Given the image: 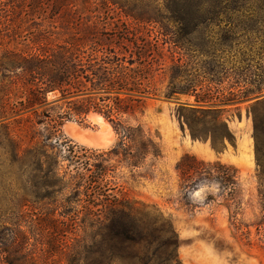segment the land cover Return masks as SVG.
<instances>
[{"label": "trees", "instance_id": "obj_1", "mask_svg": "<svg viewBox=\"0 0 264 264\" xmlns=\"http://www.w3.org/2000/svg\"><path fill=\"white\" fill-rule=\"evenodd\" d=\"M105 1L136 23L157 21L131 7L133 0ZM228 1L234 0H176L179 5L167 10L183 12L197 4L202 11L201 4L208 3L206 10L216 15ZM67 4L62 0L60 6ZM26 19L14 13L0 16V216L9 211L15 219L0 224V261L55 264L51 258L59 253L66 264H180L179 235L171 220L155 206L130 198L117 172L126 168L133 180L153 178L152 168L163 150L158 133L146 129L136 112L150 98L170 100L173 83L159 93L151 50L129 43V30L66 14L52 17L61 21L60 29L37 28L30 32L31 39L18 42ZM152 46L158 54L157 43ZM242 68L237 89L207 88L195 94L198 106H180L183 112L191 109L200 122L213 115L220 123L223 133L214 134L197 129L191 117L182 114L192 138L209 136L216 151L232 139L223 109L216 106L239 105L264 91L252 66ZM50 93L55 97L50 99ZM259 105L264 98L249 108L258 166V232L264 231V111L257 110ZM91 113L112 124L117 135L112 147L92 150L71 141L60 143L66 121L83 122ZM29 114L37 121L25 128ZM176 170L182 189L207 181L218 185L228 201L237 198L233 186L239 174L231 165L185 154ZM27 208L44 210V261L33 254V243L19 226Z\"/></svg>", "mask_w": 264, "mask_h": 264}, {"label": "rangeland", "instance_id": "obj_2", "mask_svg": "<svg viewBox=\"0 0 264 264\" xmlns=\"http://www.w3.org/2000/svg\"><path fill=\"white\" fill-rule=\"evenodd\" d=\"M61 1L0 0V16L14 13L27 17L25 25L28 30L26 26L21 30L18 42L31 39L30 32L37 28L55 25L60 29L61 21L55 22L52 17L66 14L91 22L105 21L109 29L129 30L132 32L128 36L129 43H138L151 50V57L158 68L156 80L159 93L166 90L169 81L173 83L175 93L170 100L150 98L142 111L136 112L146 129L153 135L158 133L157 139L163 150V157L152 168L153 178L133 180L126 168H119L117 172L130 198L155 206L171 220L179 235L180 264H264V231L258 232L255 225L260 215L258 166L249 110L252 102L264 98V91L239 105L216 106L223 109L222 117L232 134V139L225 140L221 151L212 147L209 136L207 139H193L182 116L191 117L197 129L221 135L223 127L213 119V115L200 122L191 109L188 112L180 110L182 105L198 106L195 94L207 88L237 89L239 73L245 65H251L257 75L254 78L264 83V0L228 1L222 4L223 10L216 15L206 10L208 3L201 4L202 11L197 10V4H193L189 5L191 10L169 12L168 7L179 5L174 3L176 0L131 1V7L157 20L145 24L136 23L125 16L119 6L107 4L105 0H65L68 4L60 6ZM183 16H187L185 21ZM149 42L152 45L157 43L158 54L155 52L157 48ZM204 76L212 81L205 80ZM54 97L55 94L50 93L49 98ZM256 108L264 111V105ZM43 109L41 107L39 111ZM92 114L97 113L89 114L83 122L76 119L66 121L60 143L71 141L87 149L103 150L78 143L64 128L72 122L82 128L100 130L101 125L92 118ZM28 116L30 121L24 123L25 128L37 121L34 115ZM41 127L35 126L37 131ZM38 140L40 142L41 137ZM116 142L114 131L113 142L105 149ZM185 154L205 162L219 161L238 169L239 180L233 186L237 198L228 201L218 185L207 181L194 188L182 189L176 165ZM1 205H7L5 199ZM26 210L19 219V226L33 243V254L44 261V210ZM9 215L7 211L0 216V224L9 219L15 220ZM53 258L55 264H66L59 253Z\"/></svg>", "mask_w": 264, "mask_h": 264}, {"label": "bare ground", "instance_id": "obj_3", "mask_svg": "<svg viewBox=\"0 0 264 264\" xmlns=\"http://www.w3.org/2000/svg\"><path fill=\"white\" fill-rule=\"evenodd\" d=\"M94 120H98L101 129L93 131L88 128H82L76 123H68L65 125L66 133L78 143L96 149H105L109 147L114 139V129L112 126L99 114L91 115Z\"/></svg>", "mask_w": 264, "mask_h": 264}]
</instances>
